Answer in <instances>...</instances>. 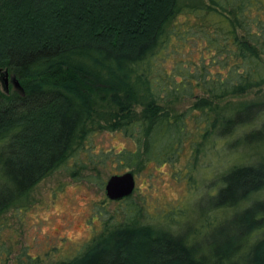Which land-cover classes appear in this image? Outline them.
I'll use <instances>...</instances> for the list:
<instances>
[{
    "label": "trees",
    "instance_id": "1",
    "mask_svg": "<svg viewBox=\"0 0 264 264\" xmlns=\"http://www.w3.org/2000/svg\"><path fill=\"white\" fill-rule=\"evenodd\" d=\"M262 89L264 0H0V216L96 133L129 171L215 150L195 222L133 204L55 264H264V100L227 107Z\"/></svg>",
    "mask_w": 264,
    "mask_h": 264
},
{
    "label": "rangeland",
    "instance_id": "2",
    "mask_svg": "<svg viewBox=\"0 0 264 264\" xmlns=\"http://www.w3.org/2000/svg\"><path fill=\"white\" fill-rule=\"evenodd\" d=\"M1 80L2 89L7 91L9 83L6 87L3 76ZM262 100L264 89L231 99L227 107ZM190 105V101H178L171 109L178 114ZM85 148L42 178L25 199L0 216V264H28L31 258L38 264H55L73 256L104 222L121 221L133 204L140 207L143 222L172 225L177 230L185 219L195 222L193 203L212 193L213 176L225 169L220 164L222 158H215V150L195 161L184 151L171 164L147 163L132 170L135 189L131 198L112 201L104 192L106 180L129 171L113 154L134 149L132 142L120 133H96ZM185 206L189 214L184 216L180 209Z\"/></svg>",
    "mask_w": 264,
    "mask_h": 264
},
{
    "label": "water",
    "instance_id": "3",
    "mask_svg": "<svg viewBox=\"0 0 264 264\" xmlns=\"http://www.w3.org/2000/svg\"><path fill=\"white\" fill-rule=\"evenodd\" d=\"M4 83L7 87V75L4 76ZM15 87L18 83L13 82ZM135 189V177L132 171H125L121 174H112L106 180L104 192L108 199L113 201L122 200L132 195Z\"/></svg>",
    "mask_w": 264,
    "mask_h": 264
},
{
    "label": "bare ground",
    "instance_id": "4",
    "mask_svg": "<svg viewBox=\"0 0 264 264\" xmlns=\"http://www.w3.org/2000/svg\"><path fill=\"white\" fill-rule=\"evenodd\" d=\"M58 228V227H57ZM59 229V228H58Z\"/></svg>",
    "mask_w": 264,
    "mask_h": 264
}]
</instances>
